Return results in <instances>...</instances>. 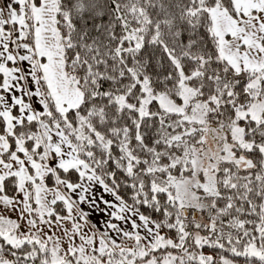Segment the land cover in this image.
I'll return each instance as SVG.
<instances>
[{"label":"snow or ice","instance_id":"1","mask_svg":"<svg viewBox=\"0 0 264 264\" xmlns=\"http://www.w3.org/2000/svg\"><path fill=\"white\" fill-rule=\"evenodd\" d=\"M0 264H264V0H0Z\"/></svg>","mask_w":264,"mask_h":264}]
</instances>
